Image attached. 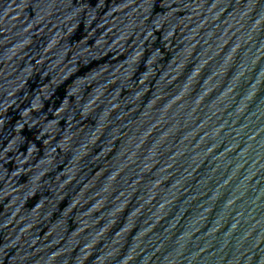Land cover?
I'll use <instances>...</instances> for the list:
<instances>
[{"label": "water", "instance_id": "water-1", "mask_svg": "<svg viewBox=\"0 0 264 264\" xmlns=\"http://www.w3.org/2000/svg\"><path fill=\"white\" fill-rule=\"evenodd\" d=\"M0 264H264V0H0Z\"/></svg>", "mask_w": 264, "mask_h": 264}]
</instances>
